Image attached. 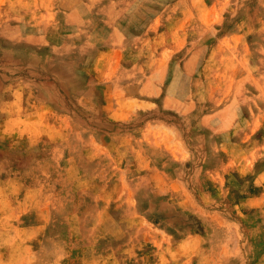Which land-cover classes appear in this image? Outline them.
I'll list each match as a JSON object with an SVG mask.
<instances>
[{"label": "rangeland", "instance_id": "374dc122", "mask_svg": "<svg viewBox=\"0 0 264 264\" xmlns=\"http://www.w3.org/2000/svg\"><path fill=\"white\" fill-rule=\"evenodd\" d=\"M0 264H264V0H0Z\"/></svg>", "mask_w": 264, "mask_h": 264}]
</instances>
